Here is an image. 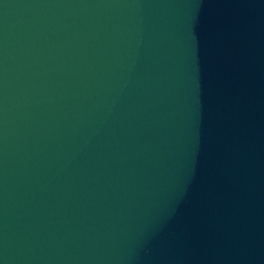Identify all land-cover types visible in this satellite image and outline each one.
I'll return each mask as SVG.
<instances>
[{
    "label": "water",
    "instance_id": "obj_1",
    "mask_svg": "<svg viewBox=\"0 0 264 264\" xmlns=\"http://www.w3.org/2000/svg\"><path fill=\"white\" fill-rule=\"evenodd\" d=\"M0 264H264V0H0Z\"/></svg>",
    "mask_w": 264,
    "mask_h": 264
}]
</instances>
